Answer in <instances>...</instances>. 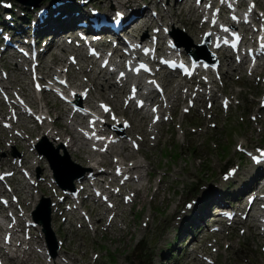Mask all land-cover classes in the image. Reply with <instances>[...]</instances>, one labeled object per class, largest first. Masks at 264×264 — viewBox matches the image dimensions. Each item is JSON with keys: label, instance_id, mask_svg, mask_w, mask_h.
<instances>
[{"label": "rangeland", "instance_id": "374dc122", "mask_svg": "<svg viewBox=\"0 0 264 264\" xmlns=\"http://www.w3.org/2000/svg\"><path fill=\"white\" fill-rule=\"evenodd\" d=\"M93 4L99 5L102 7L109 6L111 1H105V0H90ZM136 2V0H133ZM148 3H151V0H147ZM193 1H191L190 6H188L185 10H183V16L185 17L186 12L189 14L194 15L193 18H186L188 20L185 25L188 26V28L194 32L195 30L193 28V24L191 20L195 18V14L192 13V6ZM115 2V0H114ZM20 4V3H17ZM153 7V6H151ZM179 5L175 8V11L179 14L181 9H179ZM192 10H191V9ZM148 11V10H147ZM147 13V12H146ZM199 19V17H197ZM155 26L157 27L158 21L155 22ZM184 24V23H183ZM151 30V29H148ZM203 28L201 27L198 30V35L200 36V32L202 35ZM149 35V34H148ZM60 38V37H58ZM66 38L63 36L62 40ZM56 52V51H55ZM49 53V52H48ZM47 54V53H46ZM48 55V54H47ZM66 57V56H65ZM230 62V61H229ZM88 66V65H87ZM11 67H14L11 65ZM89 67V66H88ZM92 69L93 67L90 66ZM238 67V66H237ZM88 76V80L92 83V77L93 74L91 71L84 72ZM22 77L25 81L24 83H27L28 78ZM231 76V75H230ZM15 78L12 74V78ZM19 81H23L21 78H19ZM95 81V80H94ZM100 82V81H99ZM81 83L85 84V81H82ZM242 87H239L234 83L233 80L227 81V86L225 89L226 95H230L231 97L235 95L236 98L240 100L239 104H232L231 109L228 113L225 114L223 112L222 108L220 107L219 103L214 106V110L217 111L214 113L217 114L215 118L209 119L208 117H203L201 114H198V117L193 118L192 115H187L185 118H183L181 115H179V111L177 112V115H179L177 118H175V122L173 124H166L164 128V135L162 138H160L159 144L154 147V149L150 148L149 153L152 156V159L154 161L150 160L148 163V166L153 165L155 175L152 180V187L151 190H147L146 192H142V194L138 195V198L136 197L137 201L134 207L131 211V206H125L124 211H127L128 221L129 225L126 229L125 224L118 223L115 226L112 225V227L107 228L105 225L101 228H99L98 232L95 233L93 230H89L88 232H85L84 230H80L78 227V230L74 231L73 228H69L70 224L68 222L62 223L61 217L58 216L56 219V224L60 223L63 225L62 229L59 232H55L56 234V252L57 254L53 257L54 261L56 263L60 262L59 254L62 252V259L63 264H75L71 258L76 259L78 264L80 263V258L78 257H72V255H77L79 257H83L87 255L86 258H88L89 264H111L110 263V257H115V261L113 264H161V262H155L157 257L156 250L158 249V240L160 238V234L163 231L165 225H172L176 221V218L173 217L171 221L166 223L164 216H163V209L164 205L167 204L168 200V206L167 211L175 212L177 215H179L182 211V205L185 203L187 199H189L191 196L194 197L195 195L201 194L202 189L199 188L197 192L192 193L191 190L194 185H207L209 189L216 188V186H219L218 183L221 181V179L213 181V179L210 180L209 174L212 173V170H215L218 177H221V171L219 169L223 166V164L232 165L234 163H243L247 164L245 161L246 158H242V153L240 152L241 145L248 146L251 144H260L264 140V117H262V127L260 130V125L257 124L255 119H252L251 116H258V113H260V110H258V99L261 97L260 93L262 91L261 85L257 84L255 81V78H246L244 80H241ZM74 85H77L73 82ZM23 86V85H22ZM24 87V86H23ZM103 86L98 85V87L94 90H98L99 98H95L97 100L94 101L92 96V105L98 106V102L100 99L104 100H110L109 95H101L100 92H103ZM240 89L242 91L240 92ZM93 90V94H94ZM128 89H125L124 94H126ZM237 94V95H236ZM204 100V99H202ZM53 103L56 104L57 108H60V102L52 100ZM115 107V106H114ZM117 112L119 114L128 115V109H121L115 107ZM125 110V112L123 111ZM55 113H58V109ZM54 114V113H53ZM7 115H3L2 117H6ZM56 119V118H55ZM133 120V116H132ZM149 121V120H148ZM215 121L217 122V127L210 128L207 124H210V122ZM180 123L183 124V128L179 129ZM229 122L232 124L234 123L235 126H230ZM34 124V123H33ZM24 126V124H22ZM200 126L204 125V129L202 131H198L195 134L191 133L189 129L192 126ZM229 125V126H228ZM15 125H13L11 128H13ZM30 127V125H28ZM35 128L31 129L30 132L32 134V131ZM0 130L1 127H0ZM129 130V129H128ZM184 130L187 132L189 131L188 135L184 132ZM110 132H114L113 130H110ZM131 135L136 136L138 138H143L145 133H143L140 130H135L132 132L129 130ZM135 133H139L138 135ZM233 134L231 137L230 135ZM4 131L0 132V142H2L3 146L0 148V155H2L3 159L7 158V155L4 153L6 152V149H9V152L11 154L10 158L13 160L12 157H17L21 154V150L17 148L16 145H8V143H4L2 140ZM37 134V133H35ZM35 134H32L33 136ZM112 134H117L118 132H114ZM145 136H148L150 143H153V141L150 139V134H147ZM230 136V139L227 137ZM248 139V137H250ZM9 138L13 139L12 134L9 133ZM4 141H8L7 137H3ZM27 139V137H25ZM36 139V138H34ZM252 143L249 142L252 140ZM61 141L54 139V138H48L46 141L47 144H51L54 148V150L59 149ZM251 144H249V143ZM239 144V145H238ZM126 145L128 146V142L126 141ZM121 146L123 149L124 147ZM147 146L144 145V149L147 151ZM238 146V148H237ZM117 147V146H116ZM224 147V149H223ZM195 150V152H193ZM2 151V152H1ZM61 151V152H60ZM62 151H65V148L58 150V153L60 155L63 154ZM71 148H66V153H70V160L76 163H80L79 161H82L81 158H79L76 154L73 156ZM2 153V154H1ZM176 153H178L179 157H175ZM221 153L224 155L221 156ZM136 158L139 160V162L145 164L146 161L144 160L143 156L141 154H138L137 152ZM171 154L174 156L171 157ZM40 156V155H39ZM111 156V155H110ZM147 156V157H146ZM225 156L227 158L223 159ZM129 160V155H127ZM145 157L149 159L148 155L145 154ZM111 158V157H110ZM28 159V158H27ZM35 159H38L37 156L31 159V163L33 165V169L35 170L37 174V178H43L46 177L48 182H51L50 176L51 171L49 169V165L47 160L43 159L38 165L35 161ZM203 159H205V162L203 163ZM227 160V162H224ZM59 161L62 164H65L68 166V168L73 167L69 159H66V157L59 158ZM85 162V161H83ZM29 161H24V164H28ZM86 163V162H85ZM9 164H11L9 162ZM111 164V163H108ZM209 165V166H206ZM105 165V164H104ZM103 165V167H104ZM112 165V164H111ZM246 168V167H245ZM81 168H77L79 170ZM243 169V168H242ZM145 175L147 173V170L142 171ZM246 172V170H244ZM163 189L165 192H162L160 196L153 200V195L156 190L158 179L161 176H164ZM243 175V171L240 173V176ZM34 179V178H33ZM18 178L16 180V183L18 182ZM143 184H146L145 179L142 180ZM47 184V182H46ZM48 185V184H47ZM227 183H222V186L225 187ZM36 186V184H35ZM43 188V183L41 185H38L36 188ZM146 190V187L144 188ZM205 189H203L204 192ZM91 194V193H89ZM29 196H32V192H28ZM15 196H19V193H15ZM45 196V195H43ZM42 195L41 194H35L34 202L32 205L28 207V210H24L27 216H30V213L32 209L34 208V205L39 203ZM47 197V196H46ZM49 197V196H48ZM166 198L163 202L162 200ZM58 199V198H57ZM25 200V199H24ZM244 200V199H243ZM58 209L60 208L62 202H59ZM24 205H28L27 200L24 201ZM93 205L89 203V207H92ZM61 210V209H60ZM130 210V211H129ZM210 211V207L208 209ZM103 211V209H102ZM64 212V211H62ZM250 214V212H248ZM92 214H98L97 210H93ZM176 215V216H177ZM97 217L95 216L94 221H97ZM103 218V215L99 213V219ZM107 217V216H106ZM213 221V219H216L215 217L207 218V222ZM2 219V217H0ZM149 220V225L147 228L144 227V220ZM105 221V218H104ZM103 221V222H104ZM93 227L95 228L94 224L92 223ZM210 224H207L209 226ZM252 228L255 229L253 226V222L251 223ZM203 226V225H202ZM206 227L199 233L197 238L199 239L201 236V233L206 231ZM235 227H239V225L235 224ZM120 228V230H119ZM187 227L182 226L180 230L176 228L172 231V235L176 236V233L180 231V233L177 235L178 238L182 237L183 234L186 232ZM168 232V231H167ZM34 234L38 237L37 239L31 240V246L33 247V243L36 240L40 241V249L44 248V244L46 243L44 241L43 232L41 233L39 230L34 231ZM234 234L237 236L239 235L238 231H234ZM3 235V232H2ZM121 235L123 237H121ZM252 236L259 237L262 241H264V238L260 234L258 229H255L252 232ZM33 237V236H32ZM187 237L191 238L190 233H188ZM142 238V240H140ZM211 238V234L207 233L201 242V244H206V242ZM242 240H239L238 238H235L233 241L235 243L236 248H244V253H237V252H228V255L224 254L225 248L222 246V256L226 257L225 261H222L221 264H263L264 263V252L261 250V247L263 245L259 244V239H253L250 236L245 234V236H241ZM27 239V238H24ZM64 239L65 241V247L67 249L66 251H61L59 245L60 240ZM161 239V238H160ZM244 239V240H243ZM23 240V239H22ZM74 240V241H73ZM180 240V239H179ZM196 239L193 237V242H195ZM192 242V243H193ZM223 243H220L222 245ZM27 245L24 246V248ZM22 249V251L24 250ZM29 248V247H28ZM27 248V251H28ZM34 248V247H33ZM175 247L171 248L174 249ZM18 250H16L17 252ZM35 250L30 249L29 255L31 257L32 253ZM48 251V250H46ZM179 252V251H178ZM15 253V252H14ZM48 253V252H47ZM70 253V254H69ZM181 253V252H179ZM195 251L192 252L191 255H193ZM51 254V253H50ZM168 254V253H167ZM189 253L186 252L182 259L180 260L179 264H187L190 261V258L188 256ZM71 255V256H70ZM70 256L71 258H69ZM169 257H171V254H169ZM33 258V259H32ZM38 258V256L32 255L31 262L33 264H47V260L44 257H39V260H35ZM33 260H35L33 262ZM96 260V261H95ZM11 261V257L8 258L7 256V262ZM91 262V263H90ZM175 262L174 258L170 259V263H163V264H174ZM188 264H193L191 261Z\"/></svg>", "mask_w": 264, "mask_h": 264}, {"label": "bare ground", "instance_id": "6f19581e", "mask_svg": "<svg viewBox=\"0 0 264 264\" xmlns=\"http://www.w3.org/2000/svg\"><path fill=\"white\" fill-rule=\"evenodd\" d=\"M192 0H177V3L171 7V17H175L176 19H178L179 21H181L182 23H186L188 20H186V18L183 16V10H185L188 6H190ZM206 0H202V3H205ZM151 3H155V0H151ZM177 5H179V9H181L180 13L178 14L175 11V8L177 7ZM210 5H206V7H204L203 5L201 6H196L193 5L192 6V13L195 14V18L193 20H191L192 24H193V28L195 30V34L198 37L199 33L198 30L202 27L203 31H202V35L201 37L204 38V34L207 30H209V32H211V38L213 37V42L216 40V38L219 39V37H222V39L224 40H228L227 37L223 36V28L220 24H218L217 22H215L213 20V22H209V27L206 28L205 24H201L199 25L200 22V15L202 13L205 14V8L209 7ZM226 10V9H224ZM146 12L147 9H139L137 11L138 16L140 17L139 20L135 21L136 23H134L133 25L135 26L133 29V32L131 34L132 37L136 38L137 35L142 32L143 30H148L151 29L152 31H158L159 28H156V24L155 22L158 21L157 16H153V17H146ZM163 14L160 15L161 19H163ZM199 17V19L197 18ZM228 23V21H226ZM159 26V25H158ZM146 33L143 32V36ZM60 38H52L50 40V42L47 45L46 48V52L48 54V56L55 54V51L58 49H62L64 52L66 51L65 47V39L62 40L63 35L59 36ZM200 38V37H199ZM204 40V39H203ZM247 40H251V38H247ZM256 40H258L256 38ZM259 45H261V43H263L262 41H258ZM94 45H91L90 47H93ZM73 47V46H70ZM232 51H236L233 48H229V52L231 53ZM49 52V53H48ZM118 50L115 49L114 54H117ZM16 56V55H15ZM124 56V55H123ZM143 61H148L151 62V59L149 56L145 55L144 53L141 54ZM136 58H130L128 60V62L121 60V59H113L112 58V62H114V65L119 66V72L118 73H110L106 68H101L99 67L98 71L95 73V75H93L92 77V82L93 85L90 86L89 91H88V97L87 98H91L90 102L92 104V96H93V90L96 89L98 87V85H102L103 86V92L101 91L100 94L103 95H109V99L110 100H103V103H99L98 102V106H103V105H108L110 107V110L115 113L120 115L116 110L115 107L119 108H123V109H132L133 108V104H132V95L134 94V87L131 86L132 84L135 86H141L143 83H145L144 80H142V78L140 76H129V69L131 68V62H134ZM230 62H232V60H230L231 58H227ZM59 60H61V58H59ZM94 63L91 65L93 67ZM89 66V67H88ZM86 65V66H82L80 65L77 69H80L83 73L87 72V71H93V69L90 67V65ZM224 66V64H222V67ZM50 67L48 61L45 62L43 68L46 69ZM224 68V67H223ZM213 72L211 70H204L203 74L205 75H201L202 78L199 79L198 83L199 84H203L206 86V90L205 92H201L200 89H198V87H195V85H185L183 84L180 80L172 78L171 76H169L168 74L164 73L163 71H159L157 73V75L155 76V79L152 81L153 83L156 82V86L158 84H161L163 86V92L162 93H158V92H153L151 95L149 96H141L140 95V99H142V101L144 102L145 106H150L151 109H153L152 113L146 114L147 112H144L143 110H138V108L134 107L133 109V120L129 119V120H122V119H117V122L119 123V125H127V129L131 130L132 132H134L135 130H140L143 133H145V135L150 134V139L153 141V143H157L158 142V138L157 135L155 134L156 132H160L159 128L157 125H150L149 124V119H152L153 117H158L160 113H162L165 109H166V102L171 100V98H174L175 101H178L181 97H182V89L185 88L186 91H192V90H199V95L201 97V100L205 98V94H210L211 98H214L216 96V90L213 87V83L216 82L213 74ZM50 73H48L47 71H45L41 76L39 81L41 83L47 82V79L45 78L46 75H48ZM54 74V73H53ZM231 75V73L229 74ZM95 80V81H94ZM100 81V82H99ZM92 84V83H91ZM72 86V87H77V89H81L79 88L80 86H84V83H78L77 85H74L73 82H70L68 85H65V89L68 90L69 87L68 86ZM125 89H128L126 94H124ZM43 99L45 101V108L47 110V113L51 114V115H55L56 119H54L53 121L50 122V126L44 131V134L47 136H51L53 138H55L56 140H61L63 138V136L66 133L71 134V146L73 145H77L78 140L79 139H88V137H86L83 134H80L79 131L77 130V128L75 127V129L70 128V126L67 125L66 122H63V120L65 121L68 118L73 119L74 117H82L83 119H86L85 116H81V113H78V110H74L72 111V108L69 104H63L62 102H60V108H57L56 104L52 102V100L50 99V96L48 93H44L43 94ZM126 100H128V105H125L123 103L126 102ZM82 101V98L76 95V102L73 104V106H80V102ZM33 104H36V101L33 102ZM103 104V105H102ZM176 105V104H173ZM17 106H20V104H17ZM94 106V105H93ZM115 106V107H114ZM20 111L23 112L24 108L21 106L19 107ZM119 108V109H121ZM58 109V113H55L56 110ZM125 110H123L125 112ZM139 111V113H138ZM54 113V114H53ZM154 113V114H153ZM70 119V120H71ZM69 120V121H70ZM16 125V122L12 123V126ZM11 126V127H12ZM65 127V131H61L60 129ZM58 128V129H56ZM114 132L117 133V129L115 126L110 125L109 123L106 124V127L101 129V133L102 134H112L114 132H110V130H113ZM40 130V125L36 126L35 129L32 131V134L38 133ZM120 133H118L119 135ZM135 134H139V133H135ZM119 143H114L112 141H109L110 139H103L101 141V146H104L105 143L107 142L108 147L107 149H109V151H107V154H98V153H93L90 152L89 156L84 155V152H89L87 150H84L83 148H78L73 152V155L76 154V157L78 156L79 158H81L82 161H85L86 163L92 162L94 164V166H91L93 168L94 173H97L99 171H105L106 173L112 174L114 177L113 179L115 181L119 180V177L124 176V174H128L130 173L132 170L134 169H138L140 167H142L141 164L139 163H135L133 162V164L129 165L128 163V157L127 156H122L121 160H115L112 157V153L114 152V148L116 146L122 145L124 147L123 150H129V146L126 145V140H124V135H119ZM142 138V137H141ZM145 140L148 141V143H150L149 139ZM95 155H101V158H97L95 157ZM111 155V156H110ZM111 157V158H110ZM147 157V156H146ZM28 158V159H27ZM24 161H29V157H27ZM33 160V159H32ZM23 161V162H24ZM115 164V167L120 166V168L115 172V171H111V170H104L103 165L104 164ZM4 164H7L6 162H4ZM90 166V165H89ZM149 175V172H148ZM108 177V176H107ZM106 177V178H107ZM42 182L38 181L36 183V187L38 185H41ZM123 184V183H122ZM121 184V185H122ZM126 185V183H125ZM97 186L99 187H104L103 183L101 181L97 182ZM124 187V186H123ZM1 190V189H0ZM87 188L82 191L83 194L86 193ZM6 194V193H5ZM245 194V193H244ZM9 199L7 200H0V206L2 208L3 212H6V204L8 203L10 205H12V201L10 199V194L7 193L6 194ZM88 195H91L88 193ZM16 199H18V196H15ZM245 199V198H243ZM261 200V197L259 195L256 196L255 201L248 206V212H250V214L248 215L247 212V216H249L251 222H253V226L259 230L260 234L262 235V237L264 238V226L259 225L258 222L260 220V217L262 215V213L264 212V209H259L258 211H256L255 209V205ZM60 203L58 202L57 205H59ZM209 206H207L206 208V214L209 213ZM62 211H60L61 214ZM103 214H101L102 216ZM9 216V215H8ZM210 217V214H208L207 216H203L200 217L199 220L201 221V223L203 224L200 225V227L196 230V232L193 234L194 239L198 240L197 236L199 235V233L201 231H203V229L206 227V225L208 224V222L206 221L207 218ZM212 217V216H211ZM101 219H103L101 217ZM239 223L242 222H235V224L239 225ZM36 239L34 236L33 237H28L27 239H20L19 240V245L24 243L26 244L27 248H24V250L22 251V249H18L17 252L13 253L11 257V261L7 262V252L3 250L2 246H0V258L4 259L5 262L3 264H33L31 262V257L29 255V250L33 249L35 250L32 246H31V240ZM69 258H71L70 256H68ZM72 261L75 264H78V262L76 261V259L71 258ZM96 261V260H95ZM68 264V263H67Z\"/></svg>", "mask_w": 264, "mask_h": 264}, {"label": "snow or ice", "instance_id": "6c2138e0", "mask_svg": "<svg viewBox=\"0 0 264 264\" xmlns=\"http://www.w3.org/2000/svg\"><path fill=\"white\" fill-rule=\"evenodd\" d=\"M197 2L199 3L200 2V0H197ZM225 31H227V29H225ZM143 102H141V104H142ZM103 150V149H102Z\"/></svg>", "mask_w": 264, "mask_h": 264}]
</instances>
